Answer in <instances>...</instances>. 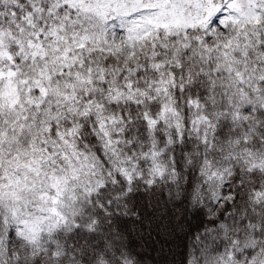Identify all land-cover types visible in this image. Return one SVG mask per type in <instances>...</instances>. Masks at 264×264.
<instances>
[{
  "label": "snow or ice",
  "instance_id": "obj_1",
  "mask_svg": "<svg viewBox=\"0 0 264 264\" xmlns=\"http://www.w3.org/2000/svg\"><path fill=\"white\" fill-rule=\"evenodd\" d=\"M159 240L264 264V0H0V264Z\"/></svg>",
  "mask_w": 264,
  "mask_h": 264
},
{
  "label": "trees",
  "instance_id": "obj_2",
  "mask_svg": "<svg viewBox=\"0 0 264 264\" xmlns=\"http://www.w3.org/2000/svg\"><path fill=\"white\" fill-rule=\"evenodd\" d=\"M166 242L159 240L158 243L149 242L147 247L139 249L152 264H179L181 251L179 247L165 246Z\"/></svg>",
  "mask_w": 264,
  "mask_h": 264
}]
</instances>
